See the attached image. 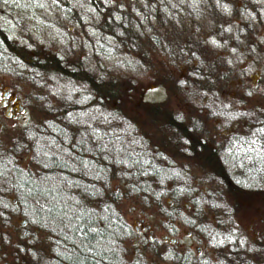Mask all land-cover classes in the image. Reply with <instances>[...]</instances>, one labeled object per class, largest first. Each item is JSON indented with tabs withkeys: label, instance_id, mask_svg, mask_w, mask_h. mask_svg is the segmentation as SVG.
Returning a JSON list of instances; mask_svg holds the SVG:
<instances>
[{
	"label": "rangeland",
	"instance_id": "rangeland-1",
	"mask_svg": "<svg viewBox=\"0 0 264 264\" xmlns=\"http://www.w3.org/2000/svg\"><path fill=\"white\" fill-rule=\"evenodd\" d=\"M61 4L57 2L48 10L35 6L24 13L16 11L14 17L7 5L0 4V22L9 28L16 40L31 49L56 52L69 67L84 68L97 79H117L121 94L112 105L121 106V112L135 121L149 145L173 157L182 177L190 178L185 181L191 184L177 190L178 199L168 195L161 204L150 195L133 193L124 178L113 181V189L120 196L119 207L137 233L127 244L129 258H139L145 264H178L171 257L172 251H176L190 252L194 259L208 258L211 264H242L236 253L244 250L253 263L264 262V132L260 131L264 129V119L246 115L249 109L264 112V99L259 98L263 102L253 99L245 106L246 111L240 110L241 113L236 115L239 117L230 122L216 109L218 94L214 83L221 96L226 98L231 95L233 87H224V83L214 77L217 72L222 75L220 66L225 61L212 49L215 45L211 36L217 26L214 19L208 15L198 19L183 15L182 20L168 23L163 29L157 20H153L151 25L157 32H145L144 41L156 34L165 43L162 41L156 45L151 39L145 50L149 54L145 57L141 51L137 54L128 51L109 58L100 54L99 48L94 50L92 47L95 40L91 36L92 21H86V28L71 26ZM7 11L11 18L7 17ZM26 17L32 22L23 21ZM63 32H67L68 42L60 37ZM187 42L192 46L189 51L196 55L191 63L185 62L188 52L182 54V51L168 47L176 49V43L186 45ZM0 83L11 90L9 97L15 95L17 106L18 103L23 106L22 111L15 108L12 116L0 104V159L16 156L18 164L29 168L31 152H27L23 130L27 126H43L56 118L62 107L59 94L61 97L66 95L62 89L64 85L60 81L30 84L7 73H0ZM169 111L171 114H166ZM175 118L179 125L176 131L166 126L168 120L174 122ZM180 127H186L185 131ZM232 128L237 134L246 135L243 137L246 138L243 143L247 146L245 153L249 159L246 171L253 173L255 181H259L258 188L246 190L242 187V190L219 171L213 176V167L217 169L218 164L216 160H210L209 152L196 146L194 152L189 149L198 141L203 142V135L210 138L204 142L217 146L228 137L226 131L231 132L229 129ZM188 131L190 136L182 142ZM222 133H225L224 137ZM178 141L189 148L178 147L181 144ZM21 143L26 146L22 147ZM13 147L17 154L9 152ZM246 175L247 172H241L240 176L245 178H240L248 183L250 180ZM11 223L13 226L8 234L14 230L21 234L22 228L29 229L22 216H15ZM207 223L220 225L223 229L221 235L209 233L205 238L201 229L194 228ZM164 236L176 241L163 239ZM237 236L241 239L238 240ZM8 237L7 226L0 221V263H22L25 256L18 249V237L14 233ZM234 238L238 240L237 249L231 245L235 243ZM27 240L31 257L35 259H42L44 252L50 250L46 237L38 230L30 229Z\"/></svg>",
	"mask_w": 264,
	"mask_h": 264
},
{
	"label": "trees",
	"instance_id": "trees-1",
	"mask_svg": "<svg viewBox=\"0 0 264 264\" xmlns=\"http://www.w3.org/2000/svg\"><path fill=\"white\" fill-rule=\"evenodd\" d=\"M57 2L65 7L71 26L86 28V21H92V47L109 58L128 51L142 52L145 57L151 39L160 45L163 40L156 34L144 41L145 32H157L151 25L153 20L163 29L168 23L182 20L183 15L191 19L224 16L218 11L226 7V0H0L7 10L11 9L12 16L35 6L48 10ZM7 17L11 18L9 11ZM24 20L32 22L29 17ZM66 33L60 37L67 41ZM15 38L0 22V73L12 74L30 84L60 81L66 94H59L62 107L55 119L43 126L24 128L27 152H31L29 168L18 164L16 156L0 159V221L7 226V238L13 233L18 237V249L25 256L19 264H145L139 258H129L127 244L137 233L119 207L120 196L113 189V181L124 178L133 193L150 195L161 204L168 195L178 199L177 190L185 188L190 183L185 180L190 178L182 177L173 157L149 145L135 121L121 112V106L112 105L121 94L117 79H97L84 68L69 67L58 53L31 49ZM176 45V49L168 47L182 54L188 52L187 57L183 55L185 62H193L196 55L189 51L190 42ZM246 115L262 120L253 111ZM177 124L175 118L174 122L168 120L166 126L176 131ZM180 129L185 131L186 127ZM244 141L243 137L234 140V153L218 152L222 167L214 166L213 176L220 172L239 188L250 190L260 183L246 171L249 159L244 154ZM9 152L17 154L15 147ZM209 155L210 160H216L213 152ZM239 170L247 172L248 183L239 176ZM15 216L27 220L28 231L22 228L21 234L15 230L8 234ZM194 228L201 229L205 238L209 233L221 235L223 230L213 223ZM30 229L41 232L50 244L42 259L31 257L32 251L27 247ZM236 240L231 245L237 249ZM236 254L242 264H255L244 250H237ZM171 257L178 264L212 262L208 258L194 259L190 252L172 251Z\"/></svg>",
	"mask_w": 264,
	"mask_h": 264
},
{
	"label": "flooded vegetation",
	"instance_id": "flooded-vegetation-1",
	"mask_svg": "<svg viewBox=\"0 0 264 264\" xmlns=\"http://www.w3.org/2000/svg\"><path fill=\"white\" fill-rule=\"evenodd\" d=\"M225 3L226 7L220 6L224 7L222 12L218 11L219 14L225 13L224 16H211V19H214L217 25L211 39L213 45H215L212 49L216 54L222 55L221 58L225 60L220 66L223 71L222 75L217 72L214 77L217 81H222L224 87H233L231 95L226 98L221 96L219 87L214 83L218 94L215 105L216 109L221 111L223 116L225 115V120L230 122L231 119L239 117L236 115L238 112L241 113L240 110L246 111L245 106L251 103L253 99L258 100L257 102H263L259 98L264 99V0H226ZM198 44L200 45V43ZM4 89L3 83H0V96L4 97V102L0 104L13 116L15 115L13 110L19 107L14 102L16 98L4 96ZM251 111V109L247 110V112ZM253 113L264 119L263 111H253ZM229 130L231 132L226 131L228 137L224 141L218 142L217 146L204 142V140H210L205 135L202 137L203 142L198 141L192 146L213 152L216 157L215 162L222 167L218 152L225 150L234 153L235 145L232 144L234 140L246 136L237 134L233 128ZM188 132V134L185 133L186 138L183 142L190 136L191 133ZM224 135L225 133H222V137ZM178 147L185 150L189 148L184 143H181ZM244 154H246L245 151ZM244 171L239 170V173Z\"/></svg>",
	"mask_w": 264,
	"mask_h": 264
},
{
	"label": "water",
	"instance_id": "water-1",
	"mask_svg": "<svg viewBox=\"0 0 264 264\" xmlns=\"http://www.w3.org/2000/svg\"><path fill=\"white\" fill-rule=\"evenodd\" d=\"M10 92H11V90L8 87H5V89L3 91V94H4L5 97H7V96H9ZM0 95H1V91H0ZM12 97L15 98V95L13 94ZM18 104H19L18 106H19L20 111H22L23 110V106L21 105V103H18ZM14 201H15V199H14ZM163 239H167V240H170V241H176V239H173V238H171L169 236H164Z\"/></svg>",
	"mask_w": 264,
	"mask_h": 264
},
{
	"label": "snow or ice",
	"instance_id": "snow-or-ice-1",
	"mask_svg": "<svg viewBox=\"0 0 264 264\" xmlns=\"http://www.w3.org/2000/svg\"><path fill=\"white\" fill-rule=\"evenodd\" d=\"M3 102H4V97L0 96V103H3ZM260 131L264 132V129H261ZM252 143L254 144L255 140H253ZM0 175H3L2 171H0ZM81 231H82V229H81ZM90 231H96V229H90Z\"/></svg>",
	"mask_w": 264,
	"mask_h": 264
}]
</instances>
